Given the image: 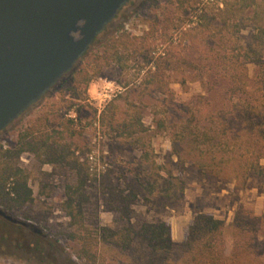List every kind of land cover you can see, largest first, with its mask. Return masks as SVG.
<instances>
[{
  "label": "rangeland",
  "instance_id": "374dc122",
  "mask_svg": "<svg viewBox=\"0 0 264 264\" xmlns=\"http://www.w3.org/2000/svg\"><path fill=\"white\" fill-rule=\"evenodd\" d=\"M220 1L128 0L72 68L0 131V146H12L16 132L39 118L41 128L62 138L87 168L80 176L88 197L85 220L90 227L115 225L114 214L103 205L100 186L108 178L124 192L135 193L130 205L132 225L160 220L168 226L173 254L166 260H179L187 227L201 212L222 220L224 253L230 255L233 217L239 212L246 230L236 236L242 248L230 264H264L263 109L247 118L232 106L222 84L210 92L201 84L207 74L239 73L244 44L250 41V27L237 34L198 19L200 11L209 17L221 7ZM120 29L134 36V56L121 70L113 64L103 67L85 89H71V70L92 68L93 54ZM261 51L264 59V45ZM245 68L249 75L256 70L251 63ZM262 74L264 63L248 89L249 100L257 104L264 101ZM104 92L106 97L98 95ZM108 101L117 106L118 122L138 110L146 130L125 138L117 134L114 123H101L98 115ZM186 107L198 114L200 124L216 129L220 146L211 151L194 148L173 137L171 129L155 128L157 118L166 125L183 122ZM90 153L95 158L91 170L85 159ZM28 159L22 155L21 164ZM41 170L50 173L53 186L48 197L38 195L37 182L32 180L30 207L22 212L0 208V264H71L73 260L76 247L62 237L65 219L58 207L62 184L73 182V174L57 165H43ZM114 258L127 264L121 257ZM133 258L135 264H142L163 261L165 256L135 247Z\"/></svg>",
  "mask_w": 264,
  "mask_h": 264
},
{
  "label": "trees",
  "instance_id": "16d2710c",
  "mask_svg": "<svg viewBox=\"0 0 264 264\" xmlns=\"http://www.w3.org/2000/svg\"><path fill=\"white\" fill-rule=\"evenodd\" d=\"M261 1L221 0V7L211 12L209 17H206L203 11L197 14L198 19L205 20L207 25L214 22L223 29L230 28L233 33L238 34L246 27L252 30L250 41L243 47L239 73L224 71L221 74H207L201 83L205 86L206 92L214 89L216 84H222V91L233 100L232 106L247 118H250L251 113L258 112L259 108L263 109L264 114V101L257 104L248 98V89L252 85L250 81L259 74L264 63L261 56V47L264 45V0ZM136 47L134 36L120 29L103 42L98 54H93L92 68L78 66L71 70L69 73L71 89H85L87 84L99 75L101 69L110 64L121 70L123 63L134 56ZM248 63L256 68L253 76L249 75L245 68V64ZM154 72L153 70V76ZM261 78L264 79V74ZM262 97L264 99V94ZM198 99L201 100L202 96H198ZM116 108L112 101L106 102L98 115V120L101 123L105 121L108 125L114 123L117 134L125 138L146 130L138 110H134L126 119L118 122ZM185 113V120L179 124L166 125L163 119L157 118L154 121L155 128L160 131L171 129L173 137L194 148L204 146L206 151H211L215 146L221 145L220 135L216 129L200 124L198 114L190 107H186ZM207 115L210 116V113ZM41 123L42 120L38 118L26 124L16 132L12 146L4 148L0 146V208L22 212L30 207L33 203L30 187L32 180L37 182L38 195L44 198L49 196L53 186L48 181L50 173L41 170V166L57 165L72 172L74 181L62 184L63 197L58 205L65 219L62 237L76 247L71 264H123L120 263L122 262L120 258H114L116 256L123 258L127 264H135L136 260L133 258L135 247L152 253L153 256L159 254L165 256L163 261L145 260L142 264H230L236 258V251L242 248L238 245L236 236L242 235L246 230L239 212L233 217L234 239L230 255L224 253L222 220L214 218L209 212H201L192 217L187 227L186 236L179 245L182 250L179 260L177 262L166 260L173 254L168 226L160 220L132 225L130 205L135 199V193L132 190L124 192L108 178L101 180L100 186L104 197L103 205L114 214L115 225L100 227L87 225L85 206L88 197L80 176V172L87 171V168L82 166L69 146L61 142L62 138L47 133L41 128ZM219 131L221 135L226 136L223 130ZM22 155L29 156L26 165L20 162ZM240 209L242 210L239 208V211Z\"/></svg>",
  "mask_w": 264,
  "mask_h": 264
},
{
  "label": "water",
  "instance_id": "95a60500",
  "mask_svg": "<svg viewBox=\"0 0 264 264\" xmlns=\"http://www.w3.org/2000/svg\"><path fill=\"white\" fill-rule=\"evenodd\" d=\"M128 0H0V131L87 50Z\"/></svg>",
  "mask_w": 264,
  "mask_h": 264
},
{
  "label": "built area",
  "instance_id": "2783aa9c",
  "mask_svg": "<svg viewBox=\"0 0 264 264\" xmlns=\"http://www.w3.org/2000/svg\"><path fill=\"white\" fill-rule=\"evenodd\" d=\"M98 95H102L103 97H106L105 92H104V94L99 93ZM103 99H100L99 102H103L104 101ZM97 107L98 108L102 107V104H97ZM85 159H86V162L89 164V170H91V165L94 164V162H95V158H94L93 154L92 153L87 154Z\"/></svg>",
  "mask_w": 264,
  "mask_h": 264
}]
</instances>
